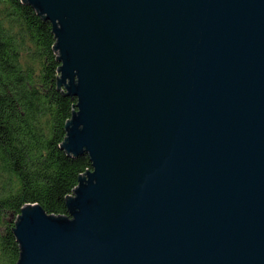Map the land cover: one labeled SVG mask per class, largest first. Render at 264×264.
I'll use <instances>...</instances> for the list:
<instances>
[{"label":"water","instance_id":"1","mask_svg":"<svg viewBox=\"0 0 264 264\" xmlns=\"http://www.w3.org/2000/svg\"><path fill=\"white\" fill-rule=\"evenodd\" d=\"M21 3L91 169L69 217L20 207L16 264H264V0Z\"/></svg>","mask_w":264,"mask_h":264},{"label":"trees","instance_id":"2","mask_svg":"<svg viewBox=\"0 0 264 264\" xmlns=\"http://www.w3.org/2000/svg\"><path fill=\"white\" fill-rule=\"evenodd\" d=\"M50 31L31 5L0 0V264L19 259L10 227L20 207L69 217L65 195L91 169L86 154L71 157L59 147L76 99L56 90L60 63Z\"/></svg>","mask_w":264,"mask_h":264}]
</instances>
